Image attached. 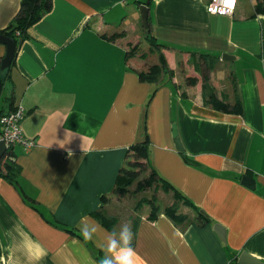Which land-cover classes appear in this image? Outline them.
Masks as SVG:
<instances>
[{"label":"crops","instance_id":"1","mask_svg":"<svg viewBox=\"0 0 264 264\" xmlns=\"http://www.w3.org/2000/svg\"><path fill=\"white\" fill-rule=\"evenodd\" d=\"M209 1L52 0L6 70L0 43V116L12 96L34 141L0 160V264H100L124 226L137 264H243L244 253L264 262V14L255 15L257 0H238L232 15L210 13ZM146 2L154 52L145 48ZM20 9L21 0H0V32ZM160 53L174 74L142 79ZM214 94L242 112L215 108ZM144 140L149 168L172 187L155 219L112 210L128 149ZM173 190L190 201L176 203L184 222L164 210ZM99 212L117 223L106 226ZM85 227L96 229L91 240ZM33 241L45 250L39 260Z\"/></svg>","mask_w":264,"mask_h":264},{"label":"trees","instance_id":"2","mask_svg":"<svg viewBox=\"0 0 264 264\" xmlns=\"http://www.w3.org/2000/svg\"><path fill=\"white\" fill-rule=\"evenodd\" d=\"M52 8V0H21V9L14 18V20L0 33L12 37L16 42V48L19 46V44L26 38H28V29L30 26L34 25L37 21H39L42 16L47 13ZM255 15L257 14H264V0H257L256 6H255ZM150 23V21H149ZM123 35L122 33L114 34L111 36V38H116ZM146 39L151 45V51L154 52L155 48L158 44L155 40V37L152 35L151 32L146 33L145 35ZM135 47L138 48V45ZM134 48V51L137 49ZM17 53V49L15 51V54ZM130 54H128L129 56ZM147 53L142 54V57H146ZM14 61V59H13ZM11 67V66H10ZM9 67V68H10ZM166 68L165 70L170 74L173 75L174 73L170 71L167 68V62L164 58V56L160 53V61L159 64H155L149 68L147 72L140 71V76L144 80H150L153 82H157V76L160 73V71ZM8 69V68H7ZM197 82V79L195 77H188L187 83L189 85H195ZM3 81H0V86L2 91L4 92L3 87ZM10 106L11 110L14 111L17 106L14 105L13 97L10 95L5 96L3 98ZM210 103L213 104V106L220 111L224 112H242V105L241 104H232L230 102H226L223 99L217 98V96L214 94L211 96ZM9 111H6V113ZM3 114V113H2ZM1 114V115H2ZM148 157H149V143L147 140L137 142L132 144L127 152V160L125 162V165L120 169V173L118 175L117 184L114 189V194L118 198H123L127 195H130V187L133 184H137V190L136 191H142L147 187H154L158 185L159 181L158 176L159 174L151 168L149 174H145L147 171V168L150 167L148 165ZM128 165V166H127ZM127 166V167H126ZM16 167L11 162H6L5 169L7 171H12ZM160 178V177H159ZM163 191L165 193H168L171 191L172 187L168 186L167 184L162 185ZM174 191V190H173ZM175 192V200L176 202L172 205L165 207L166 214L171 217L172 219L176 220L177 222H184L188 220V216L180 213L178 210V207L176 203L179 201H184L185 204L191 205L190 201L185 200L182 197V194L178 191ZM104 202H107L109 199L106 196L102 197ZM148 206L150 207V219H155L161 209L160 203L157 202L156 199L149 200L147 202ZM143 205L139 202V207H142ZM101 214V219L108 227H113L112 225H115L118 221V218H108L105 214L102 212L98 213ZM202 216V215H201ZM203 220V219H202ZM205 221H209L207 217H204Z\"/></svg>","mask_w":264,"mask_h":264},{"label":"built area","instance_id":"3","mask_svg":"<svg viewBox=\"0 0 264 264\" xmlns=\"http://www.w3.org/2000/svg\"><path fill=\"white\" fill-rule=\"evenodd\" d=\"M237 5L238 0H210L207 8L210 13L232 15ZM24 114V108L20 105L14 111L5 112L0 116V145L5 144L4 155L16 143L25 148L34 145V141L27 139L22 131L21 122Z\"/></svg>","mask_w":264,"mask_h":264},{"label":"water","instance_id":"4","mask_svg":"<svg viewBox=\"0 0 264 264\" xmlns=\"http://www.w3.org/2000/svg\"><path fill=\"white\" fill-rule=\"evenodd\" d=\"M140 11H141L142 25L145 29V33H149L150 32V23H149L150 6H149V2L142 4L140 6ZM0 43H3L7 46V52H6V55L4 56V58L2 60V64H1V69L6 70L7 68H9L11 66L12 61L14 59L15 50H16V42L12 37H9V36H6V35L0 33ZM230 57L231 56H228L225 54V55H223L222 58L224 60H229V59H231ZM173 133H174V136L176 137L175 142H176L177 148L183 149L181 140L178 138V132H177L176 126H174ZM5 150H6V147H5V144L3 143L0 145V160L4 156ZM242 183L245 184L246 186L252 188V189L256 188V182L253 180V178H251L248 175L243 176ZM216 230L220 234L221 239L224 240L225 239V231H224L223 227L220 225H217ZM240 263H243V264H264V262H262L261 260L253 258L252 256H249L246 253L241 255Z\"/></svg>","mask_w":264,"mask_h":264},{"label":"clouds","instance_id":"5","mask_svg":"<svg viewBox=\"0 0 264 264\" xmlns=\"http://www.w3.org/2000/svg\"><path fill=\"white\" fill-rule=\"evenodd\" d=\"M95 231L94 227L91 230L85 227L81 229V234L85 240H91ZM132 236L130 228L124 226L119 239L115 236L109 237L105 247V255L100 264H137L136 254L130 244ZM32 244L37 249L34 259L39 260L45 254V250L37 242L33 241Z\"/></svg>","mask_w":264,"mask_h":264},{"label":"rangeland","instance_id":"6","mask_svg":"<svg viewBox=\"0 0 264 264\" xmlns=\"http://www.w3.org/2000/svg\"><path fill=\"white\" fill-rule=\"evenodd\" d=\"M151 47V45L149 43H147L145 45V48ZM146 51L148 52V54H152V52L149 51V49H146ZM128 166V165H127ZM126 166V167H127ZM150 168H147V171L145 174H149L150 173ZM137 184H133L130 187V195H127L125 197H123L122 199H120L119 204H115V208L113 207L112 210H118V212L121 215H127V214H139L142 213L144 211H147L148 213L150 212V207L148 206L147 202L149 200H154L156 199L158 203H160V205H167L169 202L168 200V194L165 193L163 191L162 185L159 183L158 185L150 188L147 187L142 191H136L137 189ZM117 198V197H116ZM114 198V200L116 199ZM139 202L141 205H143L142 207H139ZM117 203V202H116ZM118 206L121 207V210L118 209Z\"/></svg>","mask_w":264,"mask_h":264}]
</instances>
